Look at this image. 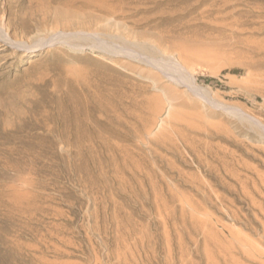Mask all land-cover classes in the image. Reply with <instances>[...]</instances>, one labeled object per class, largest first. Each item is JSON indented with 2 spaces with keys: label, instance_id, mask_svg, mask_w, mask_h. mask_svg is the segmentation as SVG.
Instances as JSON below:
<instances>
[{
  "label": "rangeland",
  "instance_id": "374dc122",
  "mask_svg": "<svg viewBox=\"0 0 264 264\" xmlns=\"http://www.w3.org/2000/svg\"><path fill=\"white\" fill-rule=\"evenodd\" d=\"M0 264H264V0H0Z\"/></svg>",
  "mask_w": 264,
  "mask_h": 264
},
{
  "label": "bare ground",
  "instance_id": "6f19581e",
  "mask_svg": "<svg viewBox=\"0 0 264 264\" xmlns=\"http://www.w3.org/2000/svg\"><path fill=\"white\" fill-rule=\"evenodd\" d=\"M23 27H24V31H26V30H27V29H26V28H27V26H23ZM24 31H23V32H24ZM24 33H25V32H24Z\"/></svg>",
  "mask_w": 264,
  "mask_h": 264
}]
</instances>
